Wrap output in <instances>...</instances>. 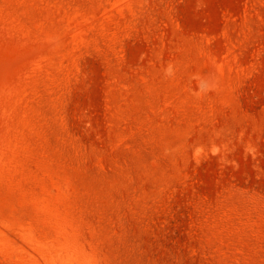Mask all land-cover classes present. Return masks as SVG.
I'll list each match as a JSON object with an SVG mask.
<instances>
[{
    "label": "rangeland",
    "instance_id": "rangeland-1",
    "mask_svg": "<svg viewBox=\"0 0 264 264\" xmlns=\"http://www.w3.org/2000/svg\"><path fill=\"white\" fill-rule=\"evenodd\" d=\"M0 264H264V0H0Z\"/></svg>",
    "mask_w": 264,
    "mask_h": 264
}]
</instances>
